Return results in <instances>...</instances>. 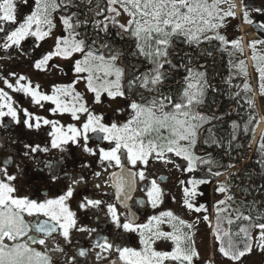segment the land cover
Returning <instances> with one entry per match:
<instances>
[{"label":"snow or ice","instance_id":"6c2138e0","mask_svg":"<svg viewBox=\"0 0 264 264\" xmlns=\"http://www.w3.org/2000/svg\"><path fill=\"white\" fill-rule=\"evenodd\" d=\"M240 4L244 23L253 24L248 5L244 4V0H240ZM18 5L31 9L22 19ZM222 5H226V9ZM235 8L234 0H0V51L8 53L17 49L22 55H28L21 47L22 42L32 38L33 49L40 48L41 42L52 38L59 25L61 35L55 36L51 50L42 53L32 67L44 72L51 68L64 72L58 63L51 62L54 59L72 61L73 74L71 83L53 84L50 93L42 92L39 84L32 85L26 76L15 72L9 74L15 82L3 78L4 85L30 98L31 103L41 109L45 102L50 103L54 107L47 110L53 116L68 114L72 120L79 122V125L68 124L65 127L58 120L38 116L27 108L16 106L9 91L0 88V127L7 129L11 124H23L27 129L36 131L42 126L50 127L47 133L50 147L24 144L25 151L21 155L38 166L42 163L53 182L62 178L60 169L63 159L53 164L50 160L40 161L35 154L47 153L50 149L63 152L70 143L81 146L88 155H98L103 171L119 169L118 172L112 171L108 177L109 186L115 189L117 203L95 199L85 192L80 194L78 208L85 213L90 209L95 210L105 216L106 221L117 229V238L120 231L136 233L141 247H121L110 242L108 236L100 235L95 238L92 249L82 247L78 256L86 258L89 250H95L99 264L115 251L117 258L109 260V264H195L200 254L194 247L192 223L181 219L171 210L149 216L146 223H137L134 207L150 205L155 210L162 203L163 193L156 180H151L150 187L142 189L146 193V201L138 200L135 205L129 203L136 177L140 181L146 179L143 169L138 172L132 169L138 164L146 166L150 160L172 163L168 154L186 161L184 170L189 173L202 165L208 166L205 177L181 181V184L190 185L183 188V206L189 211L204 213L202 219L209 226L208 207L203 203L197 205L194 201L198 195H203L198 191L199 186L211 182L207 176L217 178L216 192L224 197L213 205L216 220L213 235L219 254L231 264H242L243 258L254 250L264 254V209L260 207L264 202L237 200L232 191V177L223 182L218 180L235 165L220 163L212 158L211 153L202 156L195 151L203 126L221 118L208 117L196 111L197 106L204 102L207 90L212 88L207 73L192 67L194 57L187 53L186 60L182 59L179 64L173 62L177 43L195 46L198 54L211 56L212 53L201 49L200 45L216 40L220 45L215 47L231 45L242 53L239 40L230 41L219 33L227 18L236 17ZM251 11L264 14V7ZM121 17L126 19L122 21ZM258 27L264 30V23ZM126 44L130 47L125 48ZM257 45H264V38L250 42L252 58L256 61L261 106L264 107V56H257ZM142 62L150 65L145 71H140L137 66ZM233 67L239 68L247 76L243 60ZM180 69L185 72L183 79L177 81L182 84L180 92H166L165 89L170 87L169 78ZM78 85L82 86L83 91ZM212 90L216 91L214 88ZM243 90L245 102L250 109H254V98L248 95L253 91L251 86L245 83ZM235 96L239 97L240 93H235ZM106 102L117 105L123 102L124 107L118 106L113 110L117 115L129 113L128 119L122 123H105L103 113H97L95 106ZM5 117L11 123H6ZM255 120L256 117L250 113L248 123L252 124ZM231 129L229 149L240 146L233 145L240 124L232 121ZM207 131L209 135L203 138V143L209 147L223 148V140L217 139L211 128ZM244 131L248 133V124ZM93 138L98 143L107 142L110 147H99L97 153L88 146ZM0 146H3L2 137ZM259 153L264 157V135L261 136ZM12 163V158L8 157L0 164V264H52L49 253L64 252L59 242L53 248L47 247L46 241L54 234L60 235L71 245L73 229L90 233L99 231L86 225L77 227V213L70 209L68 203L76 195V186L87 183L83 174H78L72 180L64 172L63 178L72 180L66 190L55 198L39 201L16 195L17 188L13 182L17 176L8 172ZM257 163L264 170V159ZM81 167L90 168L91 164L81 163ZM17 169L20 170L19 165ZM93 175L99 177L101 173L94 172ZM100 187V184L95 185L96 189ZM236 187L239 189V186ZM256 187L264 189V185ZM245 192L251 194L247 189ZM117 205L124 209L123 213ZM253 212L256 214L252 215ZM25 215L37 219L28 222ZM41 216L45 219H39ZM239 221L244 223L238 226V231L233 232L232 225ZM225 223L227 228L222 227ZM165 225L171 231H165ZM5 239L11 243H4ZM159 240L169 241L171 250H156L154 245ZM37 244L44 246L45 251L33 247ZM64 255L68 264H78L75 257H68L67 253Z\"/></svg>","mask_w":264,"mask_h":264},{"label":"flooded vegetation","instance_id":"af4514ba","mask_svg":"<svg viewBox=\"0 0 264 264\" xmlns=\"http://www.w3.org/2000/svg\"><path fill=\"white\" fill-rule=\"evenodd\" d=\"M236 3V17L227 18L225 26L219 29V33L224 35L228 40H239L242 47V53L236 51L231 45L223 46L219 48L215 47L220 45L219 41L213 40L202 43L201 49H205L211 52L212 55H200L197 52L195 46H188L185 44L177 43L175 45L176 52L173 54V62L181 63L182 59H187L185 54H189L194 57L191 62V66L197 68L200 71H206L207 79L212 85L213 91L209 88L206 92L204 102L197 106L196 111L202 115L212 117H221L206 123L201 129L202 136L200 142H198L195 151L204 156L207 153L212 154V158L223 164H234L235 167L228 169L224 172L218 180L223 182L232 177L231 183L233 185L232 191L235 193L237 200L242 201H261L264 202V189H257L256 186L264 185V170H262L258 160L264 159L259 153V144L261 143V136L264 135V107L261 106L262 97L259 91V82L256 79L257 73L255 72L256 61L253 60V52L250 47V42L260 40L264 38V30L259 29V24L264 23V14L251 11L256 7H264V0H244V4L248 5L250 9V19L254 21L253 24L244 23L242 19V9L240 0H234ZM21 10L20 18L30 12V8L24 5H18ZM226 9V5H222ZM59 16V13H56ZM126 17H121L123 21ZM62 33L61 27L58 25L57 29L53 33V37L41 42V47L33 49V39L29 38L22 42V49L28 52V55H22L20 50L12 49L8 53L0 51V88H4L9 91L13 98V102L20 108H27L29 111L35 113L38 116L48 118L50 120H58L60 124L65 127L68 124L79 125L78 121H74L68 114L63 116H53L47 109L54 107L48 102L44 103V108L41 109L31 103L30 98L25 97L22 93L14 92L7 89L3 83V78H8L11 82H15L14 78L9 74L15 72L17 75H24L31 81L32 85H40L42 92L50 93L53 84H68L71 83L73 74L71 72L72 61L56 60L51 63H58L64 72L59 69L51 68L49 71H38L32 67L33 62L38 59L42 53L50 51L54 44L55 36H59ZM125 48L130 45H124ZM257 56H264V45H257ZM243 60L247 69V76L245 77L239 68L233 67L238 65L239 61ZM140 71L147 70L150 65L147 62H142L137 65ZM203 66V67H200ZM185 75L183 69L174 73L168 80L169 88L165 91H175L177 94L182 88V84L177 83L181 81ZM248 83L252 92L248 93L255 101V108L250 109L245 102V92L243 85ZM83 91L82 86H77ZM239 92L240 96L236 97L235 93ZM111 103V107L109 106ZM124 107L123 102L119 105L106 102L102 105H96L95 109L97 113H103L105 123H111L113 121L124 122L128 119L129 113L117 115L113 110L116 107ZM254 115L256 120L249 124V115ZM23 113L21 112V116ZM83 119V117H82ZM6 123H11L9 118H4ZM236 121L240 124V129L237 132V140L233 141V145L239 144V147L233 146L228 148L229 134L231 133V123ZM248 124V133H245L244 127ZM211 128L212 133L217 139H221L224 142L223 148L216 146L209 147L203 143V138L209 135L207 129ZM50 131L49 126H42L39 131L29 130L23 126V124L16 125L11 124L7 129L0 127V137L3 138V146H0V164L8 158H12V165L8 168L9 174H15L17 179L13 182L17 188L16 195L21 197H28L30 199H37L43 201L45 199L55 198L62 194L64 190L75 180L78 174H83L87 183H81L76 186V195L70 200V209L77 213L79 223L77 227L86 225L88 228L99 229L96 232L89 231H76L71 232L72 244L69 245L64 239L54 234L52 238L46 241L48 248H53L56 242L63 247L64 252L52 251L49 253L52 264H68V260L64 253H67L68 257H75L78 264H98L96 260L95 250H89L86 258H82L77 255L78 251L84 247L86 249H92V245L97 236H108L110 242L118 244L121 247L128 246L139 249L141 247L139 243V236L136 233L119 232V238H117V229L114 225L109 224L105 216L99 215L95 210H89L87 213L80 211L78 208L79 201L81 199V193H88L95 199H104L106 202L117 203L115 200V189L109 186L108 177L112 171H119V169L110 168L107 172L103 171L100 166L98 155L91 156L83 151L81 146L68 144L66 150L61 152L58 149H50L49 152H37L36 158L40 161L50 160L55 164L56 161L63 159V165L60 169L61 179L53 182L47 170L43 168L41 163L39 166L27 157L21 154L25 151L24 144L33 145H49L50 137L47 133ZM16 141V143H12ZM83 144V141H81ZM90 148H93L98 153L99 147L108 149L110 145L107 142L98 143L93 138L89 141ZM50 147V145H49ZM227 153V155H225ZM171 156L172 163H164L162 161L150 160L148 165L138 164L133 171H139L143 169L145 171L146 179L140 181L139 177H136L135 189L131 193L132 200L130 204L135 205L138 200L147 199L145 191L142 189L145 186L150 187L151 180H156L159 187L162 190V203L155 210L150 205L137 208L133 210L137 214V223H146L148 217L151 215L159 214L161 211L171 210L175 215L184 219L188 223L193 224L192 238L194 247L199 252V258L196 259L195 264H231L226 258L222 257L217 251L218 244L213 235L216 226L215 213L213 211V205L220 199H223V195H218L216 192L217 178L207 176L211 181L208 184L200 185L199 192L203 195H198L195 198L194 203L199 205L205 204L209 209V215L211 220V226L207 221L202 219L204 213H195L187 210L183 206V188L190 185L181 184V181H188L192 178H202L206 176L207 165H202L195 172L189 173L185 171L186 161L173 154ZM81 163H90V168H82ZM127 164V161H124ZM19 165V171L17 169ZM179 166V167H178ZM130 167V166H129ZM67 172L72 177V180H65L63 173ZM94 172H100L101 175L96 177ZM236 173V176H232ZM100 184V189H96L95 185ZM239 186V189L236 187ZM247 189L251 194L245 192ZM103 193L109 195L104 196ZM118 209L121 213L124 209L119 205ZM264 209V204L260 205ZM256 213L253 212L252 215ZM200 217V219H197ZM37 217H29L25 215V220L28 222L36 221ZM43 220L44 217H39ZM124 217L121 215V220ZM243 221H239L232 225V231H238V226L243 224ZM165 231H171L167 225L163 226ZM222 227L227 228L226 223ZM35 234V233H33ZM4 243L10 244L11 242L5 239ZM37 250L45 251L44 246L33 245ZM154 247L158 251H170L172 244L169 241L159 240L155 243ZM117 253L113 251L108 259L102 260L99 264H109V260L116 259ZM242 264H264V254L259 251H253L251 254L245 256L242 260Z\"/></svg>","mask_w":264,"mask_h":264}]
</instances>
